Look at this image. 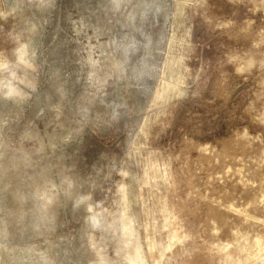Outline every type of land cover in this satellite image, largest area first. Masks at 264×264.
Instances as JSON below:
<instances>
[{
  "label": "rangeland",
  "instance_id": "1",
  "mask_svg": "<svg viewBox=\"0 0 264 264\" xmlns=\"http://www.w3.org/2000/svg\"><path fill=\"white\" fill-rule=\"evenodd\" d=\"M0 264H264V0H0Z\"/></svg>",
  "mask_w": 264,
  "mask_h": 264
}]
</instances>
